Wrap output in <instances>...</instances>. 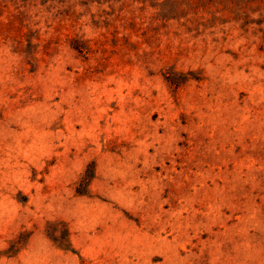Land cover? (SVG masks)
I'll use <instances>...</instances> for the list:
<instances>
[{
  "label": "rangeland",
  "instance_id": "374dc122",
  "mask_svg": "<svg viewBox=\"0 0 264 264\" xmlns=\"http://www.w3.org/2000/svg\"><path fill=\"white\" fill-rule=\"evenodd\" d=\"M0 264H264V0H0Z\"/></svg>",
  "mask_w": 264,
  "mask_h": 264
},
{
  "label": "trees",
  "instance_id": "16d2710c",
  "mask_svg": "<svg viewBox=\"0 0 264 264\" xmlns=\"http://www.w3.org/2000/svg\"><path fill=\"white\" fill-rule=\"evenodd\" d=\"M65 237H66V235H65ZM65 245V244H64Z\"/></svg>",
  "mask_w": 264,
  "mask_h": 264
}]
</instances>
